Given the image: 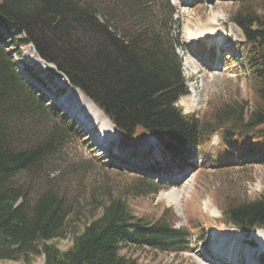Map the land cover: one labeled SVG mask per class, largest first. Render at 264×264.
<instances>
[{
    "label": "trees",
    "instance_id": "16d2710c",
    "mask_svg": "<svg viewBox=\"0 0 264 264\" xmlns=\"http://www.w3.org/2000/svg\"><path fill=\"white\" fill-rule=\"evenodd\" d=\"M235 1L240 6L230 20L243 36L233 46L237 69L253 86L254 105L247 113L246 101H212L199 118L178 105L189 90L177 53L183 47L181 25L169 0H0V260L36 264L43 256L42 264H141L121 250L181 252L190 236L177 227L170 207L157 217L138 215L128 200L103 195L96 201L99 214L72 226L68 238L66 225L75 208L65 193L45 187L30 196L33 176L56 144L50 137L32 142L22 121L58 118L64 124V113L47 107L26 82L25 76L48 89L40 72L21 59L20 73L22 46L32 44L126 140L149 134L163 153L183 164L191 165L200 148L209 166L224 167L236 153L240 161L251 157L264 168V5L260 11L252 8L264 0ZM214 136L220 141L216 147ZM149 181L142 178L137 188L155 195L160 189ZM221 218L244 235L264 230V191L249 201L224 198ZM190 232L204 243L198 226L190 224ZM63 239L69 243L61 248Z\"/></svg>",
    "mask_w": 264,
    "mask_h": 264
},
{
    "label": "rangeland",
    "instance_id": "374dc122",
    "mask_svg": "<svg viewBox=\"0 0 264 264\" xmlns=\"http://www.w3.org/2000/svg\"><path fill=\"white\" fill-rule=\"evenodd\" d=\"M169 1L176 8L173 18L181 25L180 39L183 47L177 53L182 58L183 75L189 90V94L183 96L178 105L184 112L194 113L201 118L207 113L212 101H236L240 104L246 101L245 111L248 113L254 105V89L245 73L237 69L239 60L233 46L243 36L238 26L230 20L232 13L239 8V3L235 0ZM263 5V2L256 1L252 8L260 11ZM209 29L214 33L211 32L208 37L194 36L197 32ZM18 51L20 57L16 66L20 73L24 74L22 59L34 71L40 72L48 89L41 90L42 86L27 76L26 82L33 85L47 107L60 109L59 112L64 113V124L58 118H46L38 122L23 120L22 125L32 142H46L50 137L56 144L54 151L42 161L33 176L30 196L34 198L45 187L65 193L75 208L66 225L68 238L72 226L81 227L86 219L99 214L97 199L103 195H112L128 200L138 215L157 217L165 207H170L175 213L177 227L190 233L182 244L181 252L136 246H126L121 250L123 255L136 258L141 264H198L199 261L209 264V257L218 256L214 247L218 246L222 236L229 233L231 241L241 242L237 251L241 258L240 264H264V248L250 236L260 229L244 235L232 225L225 224L221 218V202L224 198L249 201L264 191V168L261 165L254 163L251 157L242 162L240 156L234 153L225 162L226 166H209L211 162L200 148L193 151L191 165L183 164L163 153L157 140L149 134H138L129 141L119 131L108 134L101 122L93 123V129L100 131L113 147L120 150L119 156L113 158L115 154L112 156L99 149L98 144L93 143L95 140L88 138V127L77 118L76 108L70 104L68 112L58 102L66 93V86L45 71L38 56L33 54L28 45L20 47ZM230 53L234 58H228ZM31 55L37 57V60H33ZM215 59H220L221 64L212 65ZM68 124L78 130L68 131ZM219 142L216 136L212 137L213 147ZM138 161L150 164L151 168ZM145 170L152 174H147ZM177 173L186 176L175 182L173 176ZM142 178L150 179L152 185L160 190L155 195L149 190H138L137 184ZM190 224L198 226L202 231L201 235L205 238L203 244L198 243L190 232ZM259 233L264 238V233ZM68 243L63 239L59 246L64 248ZM247 246L254 250L252 260L249 259L252 256L245 254ZM214 261L217 263L218 259ZM230 262L238 264L237 261ZM35 263L42 264L43 256L37 257ZM0 264L22 262L0 260Z\"/></svg>",
    "mask_w": 264,
    "mask_h": 264
},
{
    "label": "bare ground",
    "instance_id": "6f19581e",
    "mask_svg": "<svg viewBox=\"0 0 264 264\" xmlns=\"http://www.w3.org/2000/svg\"><path fill=\"white\" fill-rule=\"evenodd\" d=\"M211 32H212V29H209L208 31L197 32V33L194 32L195 33L194 36L208 37ZM212 33H214V32H212ZM209 44L211 45L212 43H209ZM31 58L33 60H37L36 59L37 57H34L33 55H31ZM214 64L215 65L221 64L220 59H215V63H213L212 65H214ZM60 80H62V79H59V83L63 86H66L67 91L64 95H62L61 99L58 100V102H60L63 105V107L67 108L68 112H70L69 109H71V107L69 105L71 104V105H73L74 108H76V113H77V115H79L77 117V118H79V121L87 123L91 128L94 127L93 123L101 122L103 124V126L105 127L106 131L108 132V134H110L111 132L112 133L118 132V130L113 126V124L110 122V120L103 114V112L89 98H87L84 94H82L77 88H74L71 85L64 84L66 82H64V80H62L63 82ZM93 135L96 136L97 139H99L100 144H104L105 142L108 141L104 138V136L101 133L97 134L96 132H93ZM88 138H92V135L88 136ZM93 143H95V141ZM185 176H186V174L177 173L175 175V177L173 176V179L175 180V182H177L178 179L183 180ZM179 195H180V193H179ZM176 200H177V198H176ZM176 200H174V201H176ZM174 201H173V203H174ZM257 232H252V234H250V236L253 239H255L256 242L262 248H264V238H263L262 234L259 233V232L264 233V231L262 229V231L259 230ZM229 234H225L224 236H222L220 242L218 243V246L214 247V250L217 251L218 256H212L209 258L207 257L208 259L211 260V262H208L209 264H214L215 259H218V262L215 264H229L232 262V261L230 262V258L233 261L234 260H241V258L239 256L240 254L239 255L237 254V251H239V249H240V243L241 242L231 241V237H229ZM218 253H220V254H218ZM253 253H254V250L251 248H248V246H247L245 249V254L248 257H251ZM232 256H233V259H232ZM249 259L250 260L254 259V256H252ZM205 262H207V261H205ZM212 262H214V263H212ZM250 263H254V262H250ZM198 264H206V263L199 261Z\"/></svg>",
    "mask_w": 264,
    "mask_h": 264
},
{
    "label": "water",
    "instance_id": "95a60500",
    "mask_svg": "<svg viewBox=\"0 0 264 264\" xmlns=\"http://www.w3.org/2000/svg\"><path fill=\"white\" fill-rule=\"evenodd\" d=\"M29 49L32 50L33 54L37 56V53L34 49V46L32 44L28 45ZM39 62L42 64L43 68L45 69V71L50 74L51 76L57 78V79H62L64 80V82L67 83V78L66 76L60 72L59 70H57L56 66L50 62H47L41 58L38 57Z\"/></svg>",
    "mask_w": 264,
    "mask_h": 264
}]
</instances>
